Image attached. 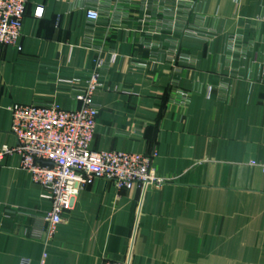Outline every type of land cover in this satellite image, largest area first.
Here are the masks:
<instances>
[{"label":"crops","instance_id":"crops-1","mask_svg":"<svg viewBox=\"0 0 264 264\" xmlns=\"http://www.w3.org/2000/svg\"><path fill=\"white\" fill-rule=\"evenodd\" d=\"M25 2L20 47L0 44V149L17 142L11 105L72 109L103 59L91 148H155L161 182L95 180L45 244L47 190L5 155L0 264H264V171L251 163L264 162V0H198L177 18L175 0Z\"/></svg>","mask_w":264,"mask_h":264},{"label":"built area","instance_id":"built-area-1","mask_svg":"<svg viewBox=\"0 0 264 264\" xmlns=\"http://www.w3.org/2000/svg\"><path fill=\"white\" fill-rule=\"evenodd\" d=\"M198 0H175V18L187 8L196 12ZM44 6L35 7L34 16L44 15ZM91 21H99L101 12L96 7L87 9ZM25 0H0V44L20 47ZM264 21V15L259 18ZM187 31V30H186ZM188 32V31H187ZM196 35L198 32H194ZM236 38L233 37V42ZM114 56L116 53L113 54ZM106 61L98 59L85 85L75 95L78 106L64 109L57 103L48 105L14 103L10 107V130L16 137L13 146L3 145L0 160L17 152L22 167L33 181L47 190L51 209L42 217L46 225L39 229L45 244L52 239L63 223V213L69 209L79 192L97 179H106L118 189L139 187L144 193L148 185L161 182L155 168L157 150L146 155L121 150H94L91 142L97 130L100 107L94 99L101 86ZM264 171V162L252 161ZM46 253L43 255V259ZM22 264H28L25 259ZM107 264H131V258L109 260Z\"/></svg>","mask_w":264,"mask_h":264}]
</instances>
